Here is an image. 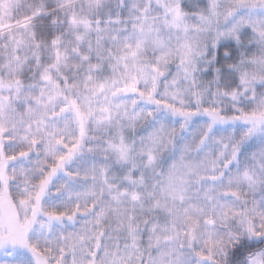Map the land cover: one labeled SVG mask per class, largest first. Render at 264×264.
Wrapping results in <instances>:
<instances>
[{
    "label": "snow or ice",
    "instance_id": "1",
    "mask_svg": "<svg viewBox=\"0 0 264 264\" xmlns=\"http://www.w3.org/2000/svg\"><path fill=\"white\" fill-rule=\"evenodd\" d=\"M0 264H264V0H0Z\"/></svg>",
    "mask_w": 264,
    "mask_h": 264
}]
</instances>
